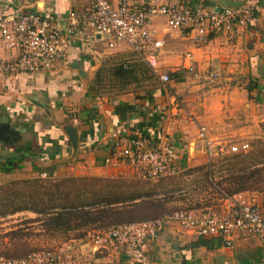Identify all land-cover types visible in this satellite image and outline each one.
Listing matches in <instances>:
<instances>
[{"label":"crops","instance_id":"obj_1","mask_svg":"<svg viewBox=\"0 0 264 264\" xmlns=\"http://www.w3.org/2000/svg\"><path fill=\"white\" fill-rule=\"evenodd\" d=\"M107 1L114 3V0ZM127 1L159 5L165 0ZM176 1L187 7L201 2L220 8L242 0ZM89 3L90 0H0V16L21 10L62 15L67 10L88 7ZM154 28L163 46L146 65L149 70H181V57L188 52L200 79L187 74L188 77L183 76L184 82L176 81L171 87L187 84L186 78L200 84L221 83L218 105L223 109L221 117H228L229 121H223L222 127L233 125L234 133L240 138L257 135L259 124H264V0H259L249 24L235 28L227 36L208 35L203 41L195 42L184 30L163 33L160 19L154 20ZM180 47L183 50L175 53ZM124 54L128 53L122 45L106 50L99 43H88L84 48L69 47L65 58L48 71L32 75L0 71V172L8 157L15 165L9 172H23L25 176L99 175L114 139L136 135L143 136L152 145L172 143L177 151L180 144L189 146L191 142V161L182 153H178L179 158L185 163H203L205 158L196 139V127L204 126L207 135V126L199 117L177 107L175 91L159 90L150 99L135 96L132 100L131 94H125L109 106L104 99L88 92L100 59ZM11 55L0 47V63ZM210 73L216 77L207 78ZM181 96L187 104L195 99L186 94ZM124 105H140L141 109L125 113L124 120L118 121L113 110ZM126 120L132 124H126ZM121 127L125 134H119ZM195 240L176 227L165 226L148 243L145 264H238L234 255L243 251L255 256L257 264L264 258V240L258 238H235L229 248L190 246ZM71 241L74 243L71 259H63L59 264H127L117 245L94 250L83 240Z\"/></svg>","mask_w":264,"mask_h":264},{"label":"built area","instance_id":"obj_2","mask_svg":"<svg viewBox=\"0 0 264 264\" xmlns=\"http://www.w3.org/2000/svg\"><path fill=\"white\" fill-rule=\"evenodd\" d=\"M259 0H242L236 7L211 8L197 2L181 6L176 0L149 5L142 1L133 4L127 0H90L80 10H67L62 15L50 11L21 10L0 16V47L10 52L9 59L0 63V71L7 74L32 75L48 71L62 61L71 46L84 48L88 43H99L106 50L122 45L134 59L149 65V60L161 50L163 41L157 36L154 20L160 19L162 32L187 31L191 39L201 42L208 35H230L235 28L250 23ZM181 70L200 79L193 67L191 55L181 57ZM162 85L170 78L166 71L150 69ZM216 74H207L214 79ZM196 139L206 163L212 158L242 152L246 144L229 145L213 142L205 127H196ZM179 158L169 144H149L143 136L116 139L106 165L127 164L140 167L147 181L162 179L174 174ZM220 209L210 211L178 209L161 218L88 230L84 240L94 250L117 245L127 264H145L147 245L165 226L176 227L194 239L217 240L219 246L231 247L235 238L254 237L264 240V211L240 193L222 197ZM64 245V247H63ZM59 249L31 251L22 258L0 256V264H59L70 260L73 248L63 244Z\"/></svg>","mask_w":264,"mask_h":264},{"label":"trees","instance_id":"obj_3","mask_svg":"<svg viewBox=\"0 0 264 264\" xmlns=\"http://www.w3.org/2000/svg\"><path fill=\"white\" fill-rule=\"evenodd\" d=\"M109 60L114 63L104 68V62ZM101 64L95 69L90 86L87 88L91 94H94V88H98L103 78L102 73L108 81L111 80L116 84L118 90H123L128 82L138 81L144 71H147L141 64L127 63L117 55L106 56ZM183 72L180 71L181 75L178 72H167V74L169 78L171 76L170 79L180 81ZM136 109V105H124L117 110L114 109L113 113L118 121H122L125 113H132ZM253 157L252 154L246 156L235 153L213 161L215 163L219 160L220 164L215 172L222 170L226 175L211 185L218 191V198L244 191H255L257 184L262 180L260 176L262 168L257 167H262L264 158L263 161H259L253 160ZM12 164L10 158H5L2 171L6 173L14 169L15 165ZM210 167L211 164L205 163L193 169H201L202 176L206 179L209 178ZM10 185L17 187L8 190L0 188V217L29 211L39 215L41 219L22 221L21 225L18 224V227L6 234L9 241L17 239L14 243L6 244L7 251L3 254L6 258H22L30 250L23 241L26 236H29L26 227H29L32 222H39L38 226L43 234L76 232L73 239H80L83 232L88 230H101L151 220L171 212L165 206V203L170 200L159 197L155 191V185L147 190V182L132 181L120 176L108 178L65 176L55 180L47 174L43 179L36 176L32 179L12 181ZM189 245L216 247L219 242L196 239Z\"/></svg>","mask_w":264,"mask_h":264},{"label":"rangeland","instance_id":"obj_4","mask_svg":"<svg viewBox=\"0 0 264 264\" xmlns=\"http://www.w3.org/2000/svg\"><path fill=\"white\" fill-rule=\"evenodd\" d=\"M184 48V47H183ZM182 47L179 48V50L175 51V53H179V51L183 50ZM168 54V53H167ZM122 59H124L127 63H138L141 64L143 68H145L147 71L143 73V76L139 78L138 81L134 82H128L125 85V88L123 90H118L119 88L116 86V84L104 77L103 73L101 76L100 84L98 85L97 89L94 90V96H97L98 98H102L105 101L106 105H111V101L115 100L119 96H123L125 94H131V99L137 98L135 96H140L143 98L150 99L154 92H158L159 90H172L175 91L174 95L177 96V107L180 109H184L185 112H188L190 116L199 117L200 122L205 124L207 126V135L213 139V142H228L229 145L238 146L239 144H246V149L242 152H239L241 155H253V160H259L263 161L264 158V124H259V131L257 135H251L246 136L245 138L238 137L237 134H235V130L233 125L222 127L223 121H228V117L226 119H223L221 116L222 114V108L220 106V103L218 105L219 95H220V85L221 83H208V84H200L199 82H195L191 78H186V82L182 83V85L174 87H171L170 84H174L176 81L173 79H170V81L162 85L160 82H158L157 78L151 73L148 66H146L144 63L137 61L134 59L130 54H124L123 56H120ZM106 58V56L104 57ZM103 58V59H104ZM100 59L99 65L97 68L102 65V60ZM107 62V64H106ZM104 62L105 65L103 66L106 68V66H109L111 63H114V61L109 60ZM175 68V67H171ZM168 70V69H167ZM181 70H168L166 72H178L179 75ZM94 73V71H93ZM178 75V76H179ZM187 76L185 72L182 73L181 81H183V76ZM93 77V75H92ZM171 78V76H170ZM91 82V81H90ZM90 86V85H88ZM183 93H181V91ZM184 90V91H183ZM187 90V91H185ZM155 94V93H154ZM181 94L190 95V97L195 99L193 101H190V103H186L183 101V97ZM198 98V99H197ZM219 106V107H218ZM137 109L140 110V105L137 106ZM148 109V108H147ZM146 109V110H147ZM149 110V109H148ZM219 114V115H218ZM225 114H228V110H226ZM201 117H205V121L201 120ZM133 122V121H132ZM229 122V121H228ZM126 124H132L130 121L126 120ZM232 124V122H231ZM126 126V125H125ZM133 126V125H130ZM129 126V127H130ZM127 127V129L129 128ZM123 130V131H122ZM125 134V129L119 128V134L122 135ZM122 139V137H116L115 140ZM242 140V141H240ZM113 141V143H114ZM112 143V146H113ZM174 149L176 146L174 144L169 143ZM183 145V147H182ZM188 148V149H187ZM112 149V147H111ZM198 149V148H197ZM196 149V150H197ZM179 151H177V154L182 153L185 155V157L189 158L191 161L192 158V152H193V145L190 142V145L186 143H182L179 145ZM203 155V152L201 150V156ZM232 155V154H231ZM223 157V156H220ZM212 158L210 167V175L209 178L204 179L202 176V170L201 169H193L194 167L201 166L203 163L199 164H191L190 162L185 163V160L181 161L180 158L177 159V161L174 164V174L167 176L162 179H157L154 181H147L142 178V171L140 167L137 166H131L127 164H121V165H106L102 170V172L99 175H80V176H97L102 178H108V177H123L128 180L132 181H144L147 182V190L150 188V186L154 185L156 186L155 191L157 195L163 199L170 200L166 202L165 206L167 210L171 211L167 214H164L160 217L161 218L165 215H169L175 210L178 209H184V210H203L207 208L210 211H218L221 205V199L218 198L217 190L215 187L211 186L219 180V178H222L225 175V172L220 170L218 172H215L217 169V166H220L218 163L219 160L213 162L214 160L220 158ZM228 157V156H227ZM241 158V157H240ZM212 164H214V167H212ZM262 171L260 173V176L262 180L257 184L255 191H244L246 192L245 195H241L242 199L245 201H249L262 209L264 211V163L262 164ZM74 176V175H70ZM79 176V175H75ZM36 177V176H35ZM65 176H57L52 177L53 179H60ZM34 176H25V173L23 172H0V188H3V190L14 189L17 186H9V183L15 180H21V179H32ZM43 179V177H40ZM20 185V184H19ZM18 185V186H19ZM6 188V189H5ZM146 190V187H144ZM242 193V192H241ZM253 200V201H252ZM38 218L41 219L39 215H36L34 213H31L29 211H22L18 213L8 214L4 217H0V255L4 256L3 254L6 253L5 247L9 244V242L14 243L17 241L16 238L9 241L6 236V234L10 231L18 227V224H22V221L30 220ZM155 218V219H157ZM39 222H32L30 223L29 227H26V232H29V236H26L24 241L28 247H30L27 254L31 251L36 250H53V249H59L63 244L65 246H69L72 248V244H74L71 240H84L85 232H83V235L80 239H73L76 236V232H55V233H49V234H43L42 231L39 229L38 226ZM26 226V225H24ZM20 226V227H24ZM94 230V229H92ZM31 233V234H30ZM245 238V237H244ZM253 239V238H252ZM75 242V241H74ZM7 244V245H6ZM64 247V245H63ZM233 256V255H231ZM235 258L237 261H239L238 264H257L258 262L253 259L255 256H253L249 251H243L240 253H236ZM261 257V255H260ZM259 264H264V258H261Z\"/></svg>","mask_w":264,"mask_h":264},{"label":"water","instance_id":"obj_5","mask_svg":"<svg viewBox=\"0 0 264 264\" xmlns=\"http://www.w3.org/2000/svg\"><path fill=\"white\" fill-rule=\"evenodd\" d=\"M239 4H240V3H239ZM239 4L227 5V6H224V7H236V6H238Z\"/></svg>","mask_w":264,"mask_h":264}]
</instances>
